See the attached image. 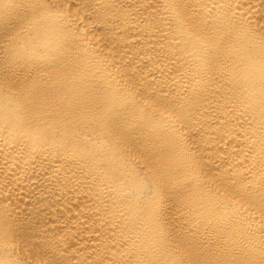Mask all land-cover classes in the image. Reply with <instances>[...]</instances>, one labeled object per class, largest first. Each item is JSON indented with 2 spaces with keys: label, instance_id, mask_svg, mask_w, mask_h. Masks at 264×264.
I'll use <instances>...</instances> for the list:
<instances>
[{
  "label": "bare ground",
  "instance_id": "bare-ground-1",
  "mask_svg": "<svg viewBox=\"0 0 264 264\" xmlns=\"http://www.w3.org/2000/svg\"><path fill=\"white\" fill-rule=\"evenodd\" d=\"M0 264H264V0H0Z\"/></svg>",
  "mask_w": 264,
  "mask_h": 264
}]
</instances>
